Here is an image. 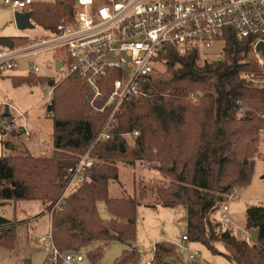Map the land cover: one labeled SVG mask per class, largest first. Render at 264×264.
<instances>
[{"label": "trees", "instance_id": "16d2710c", "mask_svg": "<svg viewBox=\"0 0 264 264\" xmlns=\"http://www.w3.org/2000/svg\"><path fill=\"white\" fill-rule=\"evenodd\" d=\"M75 1L33 0L27 11L35 24L53 31L63 16L72 13ZM18 39L27 41L26 37L13 38L15 43ZM224 53L222 58L203 62L196 50L181 56L170 49L163 55L169 70L153 82L160 93L122 107L111 138L98 142L92 150L99 162L67 197L64 208L54 211L53 235L61 251L86 249L96 263L110 242L129 244L136 239L140 202L130 195L110 196L109 183L119 179L120 162L133 166L146 160L171 177L170 187L158 195L164 207H185L190 241L203 243L235 264H264L263 205L252 204L246 210V229L258 230L252 244L224 229L215 217L222 203L238 188L250 184L255 169L250 157L258 151L264 130V87H256L242 75L262 71L249 41L230 39ZM12 78L16 86L50 80L35 73ZM198 91L204 93L201 103L189 115L190 95ZM88 95L77 74L56 86L53 104L48 105L55 113L51 155H0L1 205L40 201L49 208L56 202L68 179V168L91 146L109 113V109L95 111ZM135 131L139 135L130 146L125 134L134 135ZM100 202L110 218L101 215ZM16 238L15 223L0 217V246L12 248ZM96 242L103 245L97 247ZM219 243L224 252L219 251ZM156 245L170 257L175 254L172 242ZM141 259L139 249L131 247L124 249L114 264H140Z\"/></svg>", "mask_w": 264, "mask_h": 264}, {"label": "built area", "instance_id": "2783aa9c", "mask_svg": "<svg viewBox=\"0 0 264 264\" xmlns=\"http://www.w3.org/2000/svg\"><path fill=\"white\" fill-rule=\"evenodd\" d=\"M4 2L15 11L27 12L33 0ZM230 39L249 41L264 75V53L257 49L264 43V0H76L72 13L63 16L55 30L45 36L28 37L25 45L0 46V70L17 68L21 60L49 51L54 55V67L58 60L62 61L57 72L60 78L49 83V90L45 89L51 97L48 105L53 104L60 79L77 74L91 94V107L95 111L109 109L91 146L68 168L65 185L56 202L47 208L51 218L54 211L63 209L67 197L99 162L92 150L98 142L111 138L122 107L154 93V76L160 73L161 66H167L163 55L170 49L181 56L195 50L201 55L213 46H217L214 52L224 53ZM31 69L34 73L41 70L36 63L31 64ZM248 76L249 81H264L262 77ZM192 101L197 102L198 97ZM5 111L6 106L0 105V138L3 155L8 157L15 149L13 138L20 135L29 139L33 133L26 111L10 110L8 115ZM218 211V221L231 223L229 202L222 203ZM183 239L189 240L187 233ZM43 242L46 264L83 260L76 251L58 248L52 226ZM199 256L195 252L189 257L193 260ZM146 264L158 263L153 258Z\"/></svg>", "mask_w": 264, "mask_h": 264}, {"label": "rangeland", "instance_id": "374dc122", "mask_svg": "<svg viewBox=\"0 0 264 264\" xmlns=\"http://www.w3.org/2000/svg\"><path fill=\"white\" fill-rule=\"evenodd\" d=\"M16 12L22 11H15L7 6L4 0H0L1 38H17L21 36L40 37L47 33L44 28L35 23H33V27L31 29H19L15 19ZM25 43L26 41L18 39L16 44L25 45ZM216 49L217 46H213L208 49V52L203 54L201 53L199 57L200 61L203 62L206 59L216 60L225 56V53L214 52ZM30 61H35L39 64L41 70L38 72V74L56 76L54 78L55 81L60 78V76L56 75L57 73L54 71L53 65L50 63L53 61V53L51 51L42 53L37 57L23 59L20 61V65L17 68H7L0 70V105H9L11 110L21 109L22 111L24 109H30L26 116L29 118L28 127H30L33 133V136L29 139L21 137L20 135L13 138L12 143L15 146V149L9 156L23 154L42 156L43 153L51 155L54 150V116H52V113L48 110L47 104L51 97L47 96L45 93V89H50V84L43 83L35 86L24 84L21 86H16L13 83V78L11 77L27 74L29 71ZM159 69L160 73L158 72L155 74L154 80L168 72V62L167 66H161ZM261 74L262 71L258 75L251 74L250 76H254L259 79L262 77V79H264V75L261 76ZM242 75L245 77L248 74L242 73ZM62 80L60 79V81ZM251 83H253V85L256 87H259V85L260 87L264 86L263 80L261 82L251 81ZM153 85L155 87L154 94L160 93L156 83ZM203 94L204 93L202 91L192 92L190 95L191 98H189L190 104L192 105L188 111L189 115H192V113L197 110L199 104L201 103V97ZM193 97H198V101L193 102ZM240 115H243V113L241 112L239 117ZM20 122H22V120H20ZM137 135H139V133ZM137 135H132L131 133L125 134L130 146L134 145V138ZM2 154L3 147L0 141V155ZM250 160L255 162L252 180L249 185L245 186L244 188H238L237 191L231 195V197H229V216L232 221L231 223L222 222L224 229L233 226L232 232H234L235 235L240 239L246 236L245 231L247 230L245 208L252 204H261L264 206V130L261 131L259 136L258 151L254 156L250 157ZM156 165V163H151L146 160H138L133 166L122 161L119 163V179L111 180L109 183L110 196L130 195L137 198V200L140 202L137 216V237L132 242L133 246H138L141 249L140 250L138 247H136L141 252L142 259L140 264H146L153 258L158 264H192L193 261H189V255L195 252L200 253V257L195 259V264H235L234 262L228 260L224 255L213 252L201 242L187 241V243H184L182 240V235L186 233V223L184 221L186 210L184 206L171 208L160 205L161 200L159 198L158 191L169 188L172 183V179L169 175L161 172L159 168L156 167ZM183 185H187V183L184 182ZM242 189H245L244 191L246 193L243 192L244 194H242ZM40 204H38V206H33L31 210L22 212L18 206L15 207L16 205L14 203L0 205V215L11 219L14 217L19 219L31 217L39 212L41 208ZM99 208H101L102 215L107 217L108 212L104 208L103 203H99ZM43 214H48L47 208L44 206ZM215 217L216 219H219V211L216 212ZM25 225L30 226L29 224ZM50 225L49 218L47 216L43 217L38 231H36V234L34 235L33 241V245H35V248L38 252L42 251L44 245V242H42L40 238L42 234L46 235L49 232ZM248 232L251 233V231ZM159 241H169L177 244L178 246L182 245L183 248L176 246L174 249L175 254L170 257L168 254L161 252L156 245L157 253L154 255L152 250L155 247V243ZM247 241L252 244L250 237ZM102 245L103 243L101 242H96L95 244L97 247ZM125 247H129V245L120 241L112 242L111 245H109V247L105 250L102 258H100L96 263L91 261V259L86 254V250L83 249L77 253H80L83 256L84 261L74 264H113L115 258L121 254L123 248ZM217 247L219 251H225V247L222 244L219 243Z\"/></svg>", "mask_w": 264, "mask_h": 264}, {"label": "crops", "instance_id": "0c3cea01", "mask_svg": "<svg viewBox=\"0 0 264 264\" xmlns=\"http://www.w3.org/2000/svg\"><path fill=\"white\" fill-rule=\"evenodd\" d=\"M33 22V20H32ZM34 23V22H33ZM41 27V26H40ZM45 31L48 33V30L45 29ZM46 33V34H47ZM45 34V35H46ZM45 35H42V36H45ZM21 37H38V36H21ZM15 38V37H13ZM12 38V39H13ZM1 39V37H0ZM16 44V43H15ZM37 57V56H36ZM31 58V57H29ZM53 60H54V55H53ZM32 63H36L35 61H30L29 63V71L27 72V74L29 73H34L33 70L31 69V64ZM38 64V63H36ZM52 64V62H51ZM39 65V64H38ZM53 65V64H52ZM19 67V66H18ZM53 69L54 71L57 73L59 70H56V67H54L53 65ZM27 74H24V75H27ZM35 74H38V73H35ZM39 76H43V77H47L49 78L50 80L44 82V83H52L54 81V78L56 76H51V75H41V74H38ZM57 75V74H56ZM16 76H21V75H16ZM13 77V76H11ZM40 84H43V83H40ZM24 85V84H23ZM38 85V84H37ZM35 86V85H34ZM47 95V94H46ZM48 96V95H47ZM49 102V101H48ZM49 104V103H47ZM9 106V105H8ZM11 109L9 108V111ZM21 110V109H19ZM22 111H26L27 114L28 112L30 111V109H24ZM27 122L29 123V118L27 117ZM33 136V135H32ZM0 141H1V138H0ZM2 144V142H1ZM3 155V154H2ZM43 155H47V154H42ZM244 188V187H243ZM245 189H242L241 190V193L244 194L246 193L244 191ZM239 192V191H238ZM237 192V193H238ZM244 192V193H243ZM240 193V194H241ZM14 203L13 201H10V202H7L6 204H2V205H7V204H12ZM24 203V204H23ZM41 202H19L17 203V205L15 207L18 206V208L22 211H27V210H31V208L33 206H38V204H40ZM103 203V202H101ZM16 204V203H14ZM104 204V203H103ZM1 205V204H0ZM162 206V204H160ZM41 208L39 210V212H37L36 214H34L33 216L31 217H26V218H22V219H19L17 217H14V218H8L6 216H3V215H0V217H6L8 219H10L11 221H13L17 227V238H16V242H15V245L12 247V248H5L3 246H0V264H46V253L44 251V245H43V248H42V251L41 252H38L35 248V245H33V241H34V235L36 234V231H38V228H39V225L41 224V220L43 219V217H48L49 218V222H50V227L52 226V218L49 214H43V205L42 203L40 204ZM151 206V205H149ZM104 208L106 209L105 205H104ZM185 208V207H184ZM247 210V208H245ZM100 212H101V208H99ZM186 210V209H185ZM107 211V210H106ZM246 213V211H245ZM101 215H102V212H101ZM186 215V214H185ZM103 216V215H102ZM104 217V216H103ZM111 215L108 213V216L107 217H104V218H110ZM186 217V216H185ZM184 221H185V218H184ZM232 221V220H231ZM233 223V222H232ZM25 224H29L30 226L28 225H25ZM233 225V224H231ZM26 227V228H24ZM31 227V229H30ZM228 229H231L233 231V226L229 227ZM31 230V231H30ZM234 233V232H233ZM185 234V233H184ZM183 234V235H184ZM183 235H182V240L184 241V243H187V240H184L183 239ZM235 235V233H234ZM245 235L242 239H246V240H249V237H250V232H248L247 230L245 231ZM45 235L42 234L40 240L43 242V237ZM236 236V235H235ZM137 237V236H136ZM237 238H239L238 236H236ZM190 241V240H188ZM112 242H115V241H112ZM110 242L106 247H105V250L109 247V245H111ZM133 242V241H132ZM132 242H130L129 244V247H125L123 248L124 249H127V248H131V247H138V246H133L132 245ZM102 243V242H101ZM156 244L157 242L155 243V247H156ZM176 246H178L176 244ZM154 247V248H155ZM179 248H183L182 245L178 246ZM139 248V247H138ZM154 248L152 250V252H154ZM140 249V248H139ZM86 250V249H85ZM104 250V252H105ZM122 250V252H123ZM141 250V249H140ZM121 252V253H122ZM121 255V254H120ZM119 255V256H120ZM118 256V257H119ZM190 256V255H189ZM116 257V258H118ZM147 257V256H146ZM200 257V256H199ZM115 258V259H116ZM198 258V257H197ZM196 258V259H197ZM84 261V258L82 261H78V262H83ZM115 261V260H114ZM114 261H113V264H114ZM189 261H193V262H196L195 259L191 260L190 257H189ZM74 263H77V262H74ZM74 263H69V264H74Z\"/></svg>", "mask_w": 264, "mask_h": 264}, {"label": "water", "instance_id": "95a60500", "mask_svg": "<svg viewBox=\"0 0 264 264\" xmlns=\"http://www.w3.org/2000/svg\"><path fill=\"white\" fill-rule=\"evenodd\" d=\"M15 19H16L17 27L21 30L22 29H31L33 27L31 13L29 11H27V12H16L15 13ZM14 44H15V42L11 37H2L0 39V46L13 47ZM257 49L262 50L264 53V43H260L257 46ZM62 64H63L62 61L58 60L56 62V70H59L61 68ZM5 113L7 115L9 114V106L8 105H6ZM245 163H247V161H245ZM257 233H258L257 229H254L251 231L250 241L252 243H255L257 241Z\"/></svg>", "mask_w": 264, "mask_h": 264}]
</instances>
